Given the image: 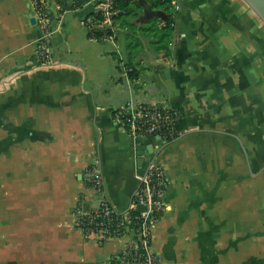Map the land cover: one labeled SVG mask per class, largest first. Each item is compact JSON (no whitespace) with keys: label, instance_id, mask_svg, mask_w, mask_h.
<instances>
[{"label":"crops","instance_id":"0c3cea01","mask_svg":"<svg viewBox=\"0 0 264 264\" xmlns=\"http://www.w3.org/2000/svg\"><path fill=\"white\" fill-rule=\"evenodd\" d=\"M177 2L165 49L137 36L131 50L125 27L91 39L55 18L54 62L43 66L35 0H0V264H98L115 253L118 241L98 246L75 227L80 195L97 199L86 169L99 161L124 212L151 159L168 178L153 228L161 264H264V26L242 0ZM128 102L177 111L182 134L130 136L113 118ZM139 145L154 151L141 166Z\"/></svg>","mask_w":264,"mask_h":264},{"label":"built area","instance_id":"2783aa9c","mask_svg":"<svg viewBox=\"0 0 264 264\" xmlns=\"http://www.w3.org/2000/svg\"><path fill=\"white\" fill-rule=\"evenodd\" d=\"M61 0H35V9L38 17L40 36L36 44L35 59L37 64L51 65L53 61L49 42L52 33L54 15L51 5L55 4L59 15L72 9L74 0H66V8L62 9ZM118 0H90L86 5H91L92 13L82 25L86 30L92 31L96 23L108 28L112 34L118 30L113 24L112 15ZM165 4L175 18L180 6L177 0H159ZM83 6V7H84ZM101 16L102 20H96ZM87 24V25H86ZM174 26V23L171 24ZM130 69H125V73ZM180 113L163 107H148L142 104L128 102L124 107L118 108L113 113V118L132 137H156L167 141L173 135L174 125H179ZM149 156V155H148ZM147 157V156H145ZM144 158V157H143ZM137 189L130 200L129 208L118 211L108 200L105 193L104 176L99 161L91 163L84 176V185L91 193L97 196L95 202L80 195L73 207L75 227L86 240L102 246L108 241H118L121 247L112 255L98 264H161L153 250V228L165 209L162 197L165 194L168 178L163 167L155 159L143 168L135 171ZM88 208L85 209L84 205ZM135 212V215H131Z\"/></svg>","mask_w":264,"mask_h":264},{"label":"trees","instance_id":"16d2710c","mask_svg":"<svg viewBox=\"0 0 264 264\" xmlns=\"http://www.w3.org/2000/svg\"><path fill=\"white\" fill-rule=\"evenodd\" d=\"M90 0H74L73 5H71L72 9H79L82 8L85 4H87ZM141 0H118L116 7H115V14L112 15V21L113 24H118L121 27H126L125 19L130 17L131 15H135V10H142V5L140 3ZM153 9L156 10H163L166 11L165 4L163 2H160L159 0H146ZM61 6L62 9L66 8V0H61ZM163 6L164 8H160ZM92 13H88L83 21H86V19L91 16ZM168 20L166 22L162 21L161 19L154 18L152 21L159 22V26L154 29L158 34H160L159 39L160 41L169 40V38L173 35V26L171 25L174 23V18L171 17L170 14L167 15ZM96 20H102L101 16H96ZM150 21V20H149ZM87 25V24H86ZM112 34V32L106 28L105 26H99L98 23L95 24L92 31L87 32V37L95 40H103L107 37H109ZM166 45L163 47H159L157 49H165ZM51 66V65H50ZM125 69H130L127 72V75L129 79H134L137 76L136 70L132 68V66H125ZM182 134V129L179 127L177 123L174 125V132L172 136H169L167 141H172L178 138ZM131 215H135V212H132Z\"/></svg>","mask_w":264,"mask_h":264},{"label":"rangeland","instance_id":"374dc122","mask_svg":"<svg viewBox=\"0 0 264 264\" xmlns=\"http://www.w3.org/2000/svg\"><path fill=\"white\" fill-rule=\"evenodd\" d=\"M50 1V0H47ZM161 9L164 8L163 6L160 7ZM92 10V6L91 5H86L82 8L79 9H68L65 12L61 13L59 15V13L57 12L56 6L55 4L51 5V11L53 12V15L55 18H61L63 16L62 21H66L68 23H70V21L73 19L75 20L76 23H78L79 25L82 24V20L84 19V17ZM166 12L169 13L171 12L168 8L166 9ZM134 16L131 15L130 17L125 19V28H127V30L130 31L129 34V46L132 47L131 50H133V47L137 46L136 43L138 41V37L142 38V41H144L145 43L150 44V42H153L155 45H159V47H163L166 45L167 47V43L169 42V40H164V41H160L159 36L160 34H158L154 29H156V27H158L160 24L157 21H152V19L150 21H143L142 17H143V10H135L134 11ZM154 19V18H153ZM38 20V17H37ZM116 25L118 27H121L118 22L116 23ZM138 36V37H137ZM158 38V40H156ZM156 40V41H155ZM153 45V44H152ZM264 164L263 162H257V170L259 168H261Z\"/></svg>","mask_w":264,"mask_h":264},{"label":"water","instance_id":"95a60500","mask_svg":"<svg viewBox=\"0 0 264 264\" xmlns=\"http://www.w3.org/2000/svg\"><path fill=\"white\" fill-rule=\"evenodd\" d=\"M249 9L257 16V18L260 20V22L264 26V0H242ZM142 5L143 10V21H149L153 18L161 19L162 21L166 22L168 20L167 14L163 10H156L153 9L152 6L146 1L141 0L140 1ZM34 21V20H33ZM153 148L149 146L139 145L136 147V155L138 156L137 163L139 166H141L143 162V157L148 156L152 154ZM252 176H255V174L251 173ZM85 209L88 208V205H84Z\"/></svg>","mask_w":264,"mask_h":264}]
</instances>
